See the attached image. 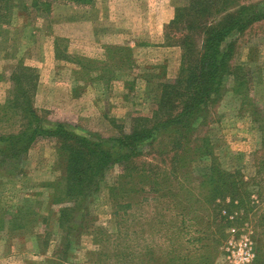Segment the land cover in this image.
<instances>
[{
	"label": "trees",
	"instance_id": "trees-1",
	"mask_svg": "<svg viewBox=\"0 0 264 264\" xmlns=\"http://www.w3.org/2000/svg\"><path fill=\"white\" fill-rule=\"evenodd\" d=\"M53 1L87 0H31L30 6L45 13ZM16 7L17 1L0 0V31ZM176 13L167 28L185 32L180 45L200 36L201 51L183 47L178 77L160 86L150 117L130 120L129 133L105 138L67 123L49 126L33 106L36 70L19 64L10 74L11 90L0 103V169L11 166L7 174L15 178L36 142L54 140L60 176L41 188L48 206H60L61 228L69 229L73 213L83 212L108 169L122 168L108 189L114 230L93 227L87 264H217L238 233L234 227L247 224L246 246L254 262L264 264V200L256 177L223 170L209 140L195 128L219 100L225 77L233 78L241 105L255 108L247 96L249 68L231 61L236 38L263 21L264 10L236 0H188ZM60 43L54 39L56 59L70 60ZM260 132L264 152V129ZM263 172L264 156L257 174ZM6 181L0 176V193ZM35 211L7 204L0 194V232L5 226L7 232H31L37 219L26 220L27 212L36 217Z\"/></svg>",
	"mask_w": 264,
	"mask_h": 264
},
{
	"label": "rangeland",
	"instance_id": "rangeland-1",
	"mask_svg": "<svg viewBox=\"0 0 264 264\" xmlns=\"http://www.w3.org/2000/svg\"><path fill=\"white\" fill-rule=\"evenodd\" d=\"M13 1L17 7L0 31V103L11 90L13 69L19 64L31 67L38 75L33 106L49 126L67 123L105 138L129 133L134 125L130 120L150 117L160 86L178 77L183 47L197 52L202 48L200 36H190V45H180L185 32L167 28L188 0L53 1L45 13L31 8V0ZM236 1L264 10V0ZM55 38L61 39L60 49L70 60L56 59ZM231 64L249 68L247 96L255 108L241 105V97L233 92V78L225 77L219 100L210 105L206 121L195 124L196 133L209 140L213 159L223 170L256 177L264 200V172L257 174L264 156L260 132L264 129V20L236 38ZM10 167L0 169L2 180H8L0 194L7 204L35 209L36 217L27 212L26 220L37 221L26 233L7 232L4 227L0 264L89 263L93 227L114 230L108 189L121 166L104 173L83 212L73 213L69 229L60 227L56 214L60 206H48L41 188L60 176L55 141L39 140L31 147L19 169L22 175L9 176ZM249 229L248 224L234 227L238 233L217 264H256L246 246Z\"/></svg>",
	"mask_w": 264,
	"mask_h": 264
}]
</instances>
